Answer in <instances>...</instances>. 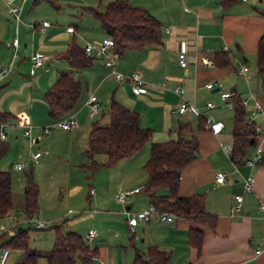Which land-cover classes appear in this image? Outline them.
<instances>
[{
    "label": "crops",
    "instance_id": "obj_1",
    "mask_svg": "<svg viewBox=\"0 0 264 264\" xmlns=\"http://www.w3.org/2000/svg\"><path fill=\"white\" fill-rule=\"evenodd\" d=\"M111 1L114 0H17L21 11L19 21H16L7 13L4 0H0V67L8 64L13 67L8 76L0 79V112L7 113L0 123L7 124L6 131L8 129L14 138L23 137L19 120L31 124L35 136L33 143H40L45 136V146L64 131L75 130L77 133L82 129L87 132V143L91 123L98 120V115H103V108L93 117L86 115V101L94 94L98 100H106V107L113 96L118 103L137 112L141 127L150 130V141L142 150L106 167L109 172L106 188H101L96 200L93 198L94 204L102 209L87 213L88 223H97L98 230L90 240L93 243L89 245L87 241L90 247L98 249V257L92 264H150L149 247L167 253V264H264V254L254 256V249L264 246V217L257 206L258 200L264 198V153L262 162L257 165L242 162L236 165L237 171H233V166L229 170L226 162L220 159L224 156L229 160L219 143L232 145L233 118L231 127L227 129L223 123L218 134L205 128L197 130L199 122L206 116L222 120L221 115H214L217 110L226 109L232 113L221 99V92L229 91L248 101L246 120L264 131V81L256 69L257 41L264 30V18L260 14L264 0H237L227 7L220 0H127L130 5L147 10L162 28L160 44L127 50L118 61V71L124 74L139 71L145 80L147 91L138 95L133 94L127 82L114 80L96 50L91 56L92 65L86 69L73 70L64 56L73 42L82 48L86 43L99 44L105 34L86 8L102 11L98 7L106 2L105 8ZM43 21L49 24L42 27ZM67 27H72L73 31H67ZM14 37L18 38L16 51L5 45ZM36 52L44 55L45 61L34 67L31 57ZM179 52H185L189 57L190 62L185 68L178 64ZM217 52L227 54L229 66H214L213 58ZM194 57L198 58L196 62L192 61ZM202 57L209 58L211 63L203 65ZM243 66L247 68L244 73L240 72ZM65 71H70L81 84L79 98L66 116H74L78 122V126L70 130L55 125L56 121L48 116L44 99L45 91L60 72ZM162 82H165L163 87ZM207 83H212L213 87L207 89ZM175 84L185 87V98L200 109L201 117L174 113L181 102V98L172 92ZM207 100H212V109L205 108ZM255 102L261 106L258 111L254 110ZM186 122L195 131L199 154L182 168L179 194H204L206 211L217 217L214 230L203 228L199 254L188 244V231L193 224L187 220L162 222L153 215L146 222L139 221L134 232L128 234V216L150 205L143 190L124 203L116 200L119 191L145 184L147 175L143 166L149 156V143L175 139L178 124ZM41 127L55 131L52 135V130L44 135ZM0 140L6 141L7 134ZM5 147L4 152L8 145ZM143 150L146 152L140 155ZM253 154L254 146L244 157L250 158ZM221 171L227 175L225 182L220 184L216 183L215 175ZM247 175L255 178L251 192L243 191V179ZM79 189L77 185L70 191ZM238 194L242 195L239 204L234 198ZM91 198L89 192L88 201ZM236 205L239 208L231 213V208ZM5 231L2 241L10 238L15 228ZM84 235L81 236L84 238ZM126 247L133 248V252H128ZM3 249L8 250L4 264L23 260V253L18 249L11 251L0 247V256ZM49 250L37 251L45 253ZM36 264H46V261L40 257Z\"/></svg>",
    "mask_w": 264,
    "mask_h": 264
},
{
    "label": "trees",
    "instance_id": "obj_2",
    "mask_svg": "<svg viewBox=\"0 0 264 264\" xmlns=\"http://www.w3.org/2000/svg\"><path fill=\"white\" fill-rule=\"evenodd\" d=\"M237 0H220L227 7ZM96 19L105 36L114 40L115 50L120 53L127 50L140 49L162 42L160 23L144 8L132 6L127 0H114L106 4L104 10L86 8ZM264 18V9L260 10ZM73 70L86 69L92 65L93 58L87 56L84 49L71 43L64 55ZM216 67L230 65L225 52H217L213 58ZM257 75L264 81V30L256 46ZM81 92V84L70 71L60 72L56 81L45 91L44 99L48 108V116L58 121L67 116L74 108ZM232 102V153L231 157H243L249 148L256 144L252 124L246 120V110L241 98L234 92ZM108 124L101 125L93 121L88 132L87 149L83 152L92 162L89 166L95 170L100 166L111 167L119 160L132 157L142 150L150 141V130L143 128L137 112L128 109L109 99L106 112ZM7 113L0 112V120ZM199 131L204 130L203 122H199ZM149 156L144 164L147 175L143 192L156 213H171L175 219L190 221L193 225L188 231V244L199 254L204 238L203 228L214 230L217 217L206 211L205 197L202 193L191 195L179 194L181 170L197 158L199 154L198 139L190 123H179L176 138L164 142H150ZM97 146L105 148V160L97 162L93 158ZM0 150L1 144H0ZM88 166V165H87ZM11 177L8 171L0 168V219L6 216L12 207ZM38 186L33 179L32 168L25 173L24 214L25 217L35 215L38 209ZM55 231L54 243L48 252L42 253L28 246L27 229L16 226L15 233L6 241L0 235V247L18 249L23 253V260L16 264H36L43 257L46 264H92L98 257V249L92 248L87 241L74 231L62 233L59 226ZM169 256L155 247L148 249V263L167 264Z\"/></svg>",
    "mask_w": 264,
    "mask_h": 264
},
{
    "label": "rangeland",
    "instance_id": "obj_3",
    "mask_svg": "<svg viewBox=\"0 0 264 264\" xmlns=\"http://www.w3.org/2000/svg\"><path fill=\"white\" fill-rule=\"evenodd\" d=\"M93 3H95V6L97 5L96 2ZM105 3L103 2L98 8L103 10ZM99 102L101 103V109L103 108V115H98L97 121L101 125H106L108 124L106 114L108 105L106 107L105 99H101ZM87 114L88 108L86 109ZM214 115H221L219 116L222 118L220 121H224L223 123H225L227 129L231 127V111L226 109L217 110ZM50 130H52V135L55 129L51 128ZM5 132L7 140H0L2 149L0 150V168L8 171L11 177L12 207L8 214L0 219V228L4 227L7 230L20 225L21 228L27 229L28 246L40 251L51 249L55 238L53 227L56 225L59 226L62 233L76 231L81 235H86L89 228L98 231L97 223H88L87 213L93 209L101 211V206L94 204V199L96 200L101 188H106L109 172L106 166H100L95 170L89 167L92 161L82 154L83 150L88 147L86 130L79 129L77 133L75 130L61 131L62 133L57 135L49 146L44 145L45 136L40 143H33V141L31 142L20 136L14 138L8 129ZM6 144L8 148L4 152ZM38 149L41 152L44 151V153L37 163L32 164L30 156ZM104 152L105 148L103 146H97L93 156L95 161L103 162L105 160ZM145 152L143 150L140 155ZM220 159L226 162L229 170H232V164L226 157L221 156ZM17 163L23 164L22 170L16 171L13 168ZM30 168H32L33 179L39 190L38 209L33 218L44 222L45 228L41 229L32 227L31 223L27 222L23 212L25 173ZM77 185L80 186V189L71 192L70 190ZM91 188L95 190L96 194H94L95 196L92 195L91 200L88 201L87 195ZM69 210L71 213H69ZM127 231L128 234H131L129 230ZM89 242V245L93 243L90 240ZM9 250L12 251V249ZM126 250L130 253L133 252V248L130 247H126Z\"/></svg>",
    "mask_w": 264,
    "mask_h": 264
},
{
    "label": "built area",
    "instance_id": "obj_4",
    "mask_svg": "<svg viewBox=\"0 0 264 264\" xmlns=\"http://www.w3.org/2000/svg\"><path fill=\"white\" fill-rule=\"evenodd\" d=\"M245 1V0H241ZM6 5L7 13L13 17L16 21H19V14L21 11V6L17 3V0H4ZM49 23L48 21L42 22V27L47 26ZM32 26V25H31ZM67 31L72 32V27H67ZM114 40L110 36H104L99 44L97 46L93 45L92 43H86L83 47L85 53L87 56H92L94 50L97 51V53L102 57V61L105 67L109 68L110 74L117 82H127L133 94H142L147 91V84L145 80L143 79L142 75L139 71H134L130 74H124L117 70V64L119 59L121 58L120 53L115 50ZM5 45L12 49L13 51H16V48L18 47V38L14 37L11 40H8L5 42ZM198 60L197 57H194L192 61L196 62ZM31 61L34 67L41 66L44 61L45 57L39 52H36L32 55ZM190 62L189 57L186 55L185 52H179L178 53V64L180 67L185 68L187 64ZM201 62L203 65L210 64L211 60L207 57H202ZM13 70V67L8 65H3L0 67V79L8 76ZM247 70L246 66H243L240 69V72L244 73ZM161 86H165V82L161 83ZM205 87L207 89H211L213 87L212 83L205 84ZM172 92L179 96L181 98V102L177 106V108L174 110V113L177 115H184V114H191L194 116L201 117L202 113L200 109L193 103L188 101L185 98V87L181 84H175L172 87ZM232 96V92L225 91L221 92V99L225 101V106L227 108L232 109L233 105L230 100V97ZM241 104L244 109H248V101L246 99H241ZM86 106L88 108V116L93 117L97 113L101 111V105L96 95L90 94L86 101ZM206 109H212L214 107V104L212 101L207 100L204 104ZM261 109V106L258 102L254 103V110L258 111ZM250 124L251 121L249 122ZM18 124L20 127H22V136L31 142L33 140L32 135V129L33 126L27 122H24L23 120H19ZM6 125L5 123H0V139L6 138ZM55 125L63 130H70L73 128H76L78 126V122L74 116H68L63 119H60L55 122ZM203 126L206 130L210 131L213 134H218L222 128H223V122L220 120H214L211 116H206L203 118ZM253 133L256 138V144L254 145V154L252 157H231L232 153V145L226 144L223 142H220L219 145L221 149L225 152V154L228 156L230 162L233 166V171H237L236 165L238 163H245L250 166L257 165L262 162L263 160V153H264V131L261 129V127L257 125H253ZM41 133L46 135L50 132V127H41L39 128ZM42 152L41 150H36L34 153L30 156L31 163L35 164L38 162V159L40 158ZM13 168L16 171H20L23 169L22 163H17L13 166ZM226 172H217L215 175V181L216 183H224L226 180ZM255 178L253 175H247L243 179V191L244 192H251L253 190ZM144 185H139L136 187H133L128 190H122L119 191L116 194V200L120 203H124L126 200H128L130 197L134 196L135 194L141 192L143 190ZM90 194L94 195L95 190L93 188L90 189ZM236 202L239 204L242 201V195L238 194L235 197ZM258 211L261 214V216L264 217V198H260L257 203ZM239 208V205L233 206L231 208V213L236 211ZM153 215H156L160 221L162 222H171L175 219V216L171 213H156L155 207L153 205H149L147 208L140 210L138 212H135L128 216L127 218V229L130 233L134 232V228L136 224L139 221H148ZM34 216V215H33ZM31 217H26L27 222L31 223L32 227L35 229H41L45 228V224L43 221L36 220ZM5 231L4 228H0V234H2ZM96 234V231L93 228H90L86 235L85 240L89 241L91 240ZM8 250L3 249L1 256H0V264H4L6 256H7ZM261 254H264V246L258 247L254 249V256H259Z\"/></svg>",
    "mask_w": 264,
    "mask_h": 264
}]
</instances>
